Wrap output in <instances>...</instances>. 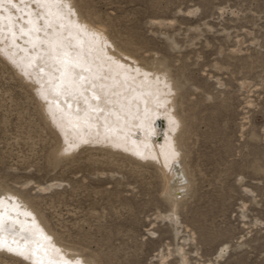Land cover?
<instances>
[{"label": "rangeland", "instance_id": "rangeland-1", "mask_svg": "<svg viewBox=\"0 0 264 264\" xmlns=\"http://www.w3.org/2000/svg\"><path fill=\"white\" fill-rule=\"evenodd\" d=\"M75 3L179 79L190 188L170 200L154 166L98 146L54 161L55 135L2 59L0 186L32 200L93 264H264V0Z\"/></svg>", "mask_w": 264, "mask_h": 264}, {"label": "bare ground", "instance_id": "bare-ground-1", "mask_svg": "<svg viewBox=\"0 0 264 264\" xmlns=\"http://www.w3.org/2000/svg\"><path fill=\"white\" fill-rule=\"evenodd\" d=\"M12 3L17 7L0 0V59L31 91L46 126L55 135L57 144L52 159L58 162V158L73 155L81 148L98 146L113 158L118 155L138 165L154 166L163 176L168 198L176 202L184 198L191 182L185 169L181 134L185 126L179 112L181 84L165 62L154 58L144 61L131 50L119 47L111 38L109 27L95 21L94 14L83 13L75 0ZM45 21H51L48 27ZM33 23L40 31H29ZM57 42L62 47H57ZM77 59L82 66H75ZM65 60L69 62L63 63ZM85 66L90 70H85ZM69 79L77 83L70 92H64ZM93 94L100 99H92ZM89 105L103 111L88 112L86 123ZM173 149L179 153L174 159ZM137 151H142L144 157ZM29 184L28 181L24 185ZM60 185L46 183L38 189L47 193ZM0 216L9 224L11 220L7 218L15 219L17 233L0 232L3 264H49L50 259L60 264L62 254L79 259L80 264H93L61 242L32 200L3 185ZM163 219L178 221L176 214ZM10 247L15 251H9Z\"/></svg>", "mask_w": 264, "mask_h": 264}, {"label": "snow or ice", "instance_id": "snow-or-ice-1", "mask_svg": "<svg viewBox=\"0 0 264 264\" xmlns=\"http://www.w3.org/2000/svg\"><path fill=\"white\" fill-rule=\"evenodd\" d=\"M35 2L37 4H40L43 2V0H35ZM62 0H56V3H61ZM7 3L10 4L12 7H17V5L13 4L12 3V0H7ZM65 7H67L65 5ZM69 12H71V9H69ZM62 19V17H61ZM29 23H32L31 21H29ZM51 21H45V27H48L50 25ZM61 27H63V24H61ZM86 27V26H85ZM29 31H40V29L38 27H36V25L33 23V27L29 29ZM21 32H24V29H21ZM47 34V33H46ZM14 35V34H13ZM57 47H62V45L59 44V42H57L56 44ZM80 54L77 53V57H79ZM69 61L65 60L63 61V63L67 64ZM75 66H82V62L80 59H77L75 62H74ZM121 67H123L121 65ZM85 70H90L87 66H85ZM65 75V73H62V76ZM84 79L83 76L80 77V80L82 81ZM63 83V81H62ZM77 83V81L73 80V79H69L67 81V87L64 89V92H70L74 85ZM167 87V85H165ZM93 88H95L96 86L95 85H92ZM57 88L59 89L60 86L58 85ZM82 94V93H81ZM45 99H47V97L45 96L44 97ZM92 99H95V100H99L100 97L99 96H96L95 94H93L92 96ZM87 100L88 98L85 97V102L87 103ZM69 107H71V105H69ZM103 111L102 108H100L99 106H96V107H92L91 105H89V109L88 111L85 112V122L87 123V120H88V112H101ZM145 113H147V109H145ZM175 123V121H173ZM141 127H143V122L141 123ZM85 143H87V141H84ZM71 147V146H70ZM65 151H67V149H65ZM137 155L141 156L142 158L144 157V153L142 151H137ZM179 155L178 152H176L174 149L172 150L171 152V157L174 159L175 157H177ZM166 160H167V157H166ZM167 166V163L166 165ZM26 215H31V213H26ZM8 220H11V223L9 224L6 219L3 217V216H0V232L2 231H7L9 232L10 234H17L14 232V226L16 224V220L15 219H12V218H7ZM34 219V218H33ZM9 251H15V249H12L11 247L9 248ZM58 253L60 252L59 249L56 250ZM21 255H24L23 252L20 253ZM49 264H56V261H53V260H49ZM60 264H80V260L79 259H76L74 257H67L66 254H62V258H61V261H60Z\"/></svg>", "mask_w": 264, "mask_h": 264}]
</instances>
